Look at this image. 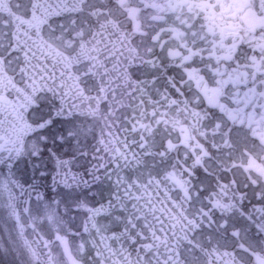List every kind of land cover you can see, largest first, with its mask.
<instances>
[{
	"label": "snow or ice",
	"instance_id": "obj_1",
	"mask_svg": "<svg viewBox=\"0 0 264 264\" xmlns=\"http://www.w3.org/2000/svg\"><path fill=\"white\" fill-rule=\"evenodd\" d=\"M0 169V264H264V0H0Z\"/></svg>",
	"mask_w": 264,
	"mask_h": 264
},
{
	"label": "flooded vegetation",
	"instance_id": "obj_2",
	"mask_svg": "<svg viewBox=\"0 0 264 264\" xmlns=\"http://www.w3.org/2000/svg\"><path fill=\"white\" fill-rule=\"evenodd\" d=\"M245 203L247 204V208H248L249 211L252 210V206H253V205H256V207H262V206H264V205H261L257 200H252L251 203H248V202L246 201ZM257 216H258V214H257ZM253 231H254V230H253Z\"/></svg>",
	"mask_w": 264,
	"mask_h": 264
},
{
	"label": "rangeland",
	"instance_id": "obj_3",
	"mask_svg": "<svg viewBox=\"0 0 264 264\" xmlns=\"http://www.w3.org/2000/svg\"><path fill=\"white\" fill-rule=\"evenodd\" d=\"M73 171H76V169L74 168ZM82 219H83V216L79 217L78 220H77V223H79L80 220H82Z\"/></svg>",
	"mask_w": 264,
	"mask_h": 264
}]
</instances>
